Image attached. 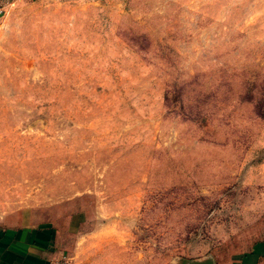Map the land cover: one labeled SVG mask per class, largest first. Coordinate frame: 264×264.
<instances>
[{
  "label": "rangeland",
  "instance_id": "obj_1",
  "mask_svg": "<svg viewBox=\"0 0 264 264\" xmlns=\"http://www.w3.org/2000/svg\"><path fill=\"white\" fill-rule=\"evenodd\" d=\"M9 1L0 225L71 264L264 253V0Z\"/></svg>",
  "mask_w": 264,
  "mask_h": 264
},
{
  "label": "crops",
  "instance_id": "obj_2",
  "mask_svg": "<svg viewBox=\"0 0 264 264\" xmlns=\"http://www.w3.org/2000/svg\"><path fill=\"white\" fill-rule=\"evenodd\" d=\"M259 252L223 262L207 260L204 264H261L264 253ZM64 254L55 250L46 235L34 227L0 225V264H55Z\"/></svg>",
  "mask_w": 264,
  "mask_h": 264
},
{
  "label": "built area",
  "instance_id": "obj_3",
  "mask_svg": "<svg viewBox=\"0 0 264 264\" xmlns=\"http://www.w3.org/2000/svg\"><path fill=\"white\" fill-rule=\"evenodd\" d=\"M15 1V0H12ZM13 3H11L9 0L6 2H3V0H0V15L6 14L8 7L12 6ZM55 264H71L70 258L64 254L62 255L56 262Z\"/></svg>",
  "mask_w": 264,
  "mask_h": 264
},
{
  "label": "trees",
  "instance_id": "obj_4",
  "mask_svg": "<svg viewBox=\"0 0 264 264\" xmlns=\"http://www.w3.org/2000/svg\"><path fill=\"white\" fill-rule=\"evenodd\" d=\"M261 114V116L264 118V113L263 112H259Z\"/></svg>",
  "mask_w": 264,
  "mask_h": 264
}]
</instances>
